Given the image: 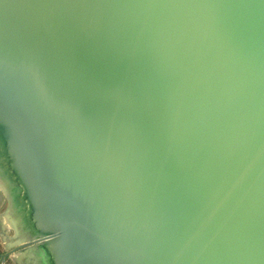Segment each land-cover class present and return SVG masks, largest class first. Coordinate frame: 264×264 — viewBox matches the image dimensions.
Masks as SVG:
<instances>
[{
    "label": "water",
    "instance_id": "obj_1",
    "mask_svg": "<svg viewBox=\"0 0 264 264\" xmlns=\"http://www.w3.org/2000/svg\"><path fill=\"white\" fill-rule=\"evenodd\" d=\"M0 264H264V0H0Z\"/></svg>",
    "mask_w": 264,
    "mask_h": 264
},
{
    "label": "rangeland",
    "instance_id": "obj_2",
    "mask_svg": "<svg viewBox=\"0 0 264 264\" xmlns=\"http://www.w3.org/2000/svg\"><path fill=\"white\" fill-rule=\"evenodd\" d=\"M5 207H6V204L3 207H1L0 211H3ZM4 250H5V244L2 241V238L0 236V252H3ZM8 264H14V263L12 261H9Z\"/></svg>",
    "mask_w": 264,
    "mask_h": 264
},
{
    "label": "crops",
    "instance_id": "obj_3",
    "mask_svg": "<svg viewBox=\"0 0 264 264\" xmlns=\"http://www.w3.org/2000/svg\"><path fill=\"white\" fill-rule=\"evenodd\" d=\"M9 261H7V263H8Z\"/></svg>",
    "mask_w": 264,
    "mask_h": 264
}]
</instances>
